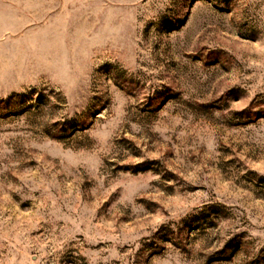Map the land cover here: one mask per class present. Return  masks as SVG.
<instances>
[{
	"label": "rangeland",
	"instance_id": "374dc122",
	"mask_svg": "<svg viewBox=\"0 0 264 264\" xmlns=\"http://www.w3.org/2000/svg\"><path fill=\"white\" fill-rule=\"evenodd\" d=\"M0 264H264V0H0Z\"/></svg>",
	"mask_w": 264,
	"mask_h": 264
}]
</instances>
